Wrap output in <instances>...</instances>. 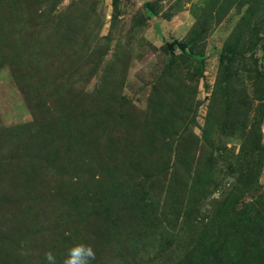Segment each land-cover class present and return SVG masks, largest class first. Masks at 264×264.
<instances>
[{
    "label": "rangeland",
    "instance_id": "obj_1",
    "mask_svg": "<svg viewBox=\"0 0 264 264\" xmlns=\"http://www.w3.org/2000/svg\"><path fill=\"white\" fill-rule=\"evenodd\" d=\"M258 204L264 0H0V264H162L182 211ZM235 238L209 260L261 264Z\"/></svg>",
    "mask_w": 264,
    "mask_h": 264
},
{
    "label": "trees",
    "instance_id": "obj_2",
    "mask_svg": "<svg viewBox=\"0 0 264 264\" xmlns=\"http://www.w3.org/2000/svg\"><path fill=\"white\" fill-rule=\"evenodd\" d=\"M220 205H223V207L219 211L227 210L229 212V204L225 200H221ZM258 205L262 210L261 212L264 213V207L262 208L261 204ZM182 212L183 227L178 230L177 237L173 239V246L167 243L166 237H162V242L158 245L156 258L157 260L161 258L163 260L160 261L162 264L163 262L164 264H213L209 260L210 248H214L219 239L228 238L229 244L227 246L235 243L237 240L235 235L236 237L240 235V245H242L244 254L252 261H254V257L257 262L261 261L260 263L264 264V218L262 213L256 215L255 218L245 220H239L243 217V214H228L227 222L224 220L225 216L217 214L218 220L221 216L222 220L221 223H218L217 220L215 226L210 218H197L193 211ZM7 234L5 231L0 232V235L7 236ZM242 234H244V237ZM3 248L17 250V248L9 246ZM92 248L95 249L96 255L91 264H103L100 260L104 256L100 255L103 254V249L96 252L98 247L95 245Z\"/></svg>",
    "mask_w": 264,
    "mask_h": 264
},
{
    "label": "clouds",
    "instance_id": "obj_3",
    "mask_svg": "<svg viewBox=\"0 0 264 264\" xmlns=\"http://www.w3.org/2000/svg\"><path fill=\"white\" fill-rule=\"evenodd\" d=\"M95 252L90 245L83 243L74 244L68 249L63 264H91L95 260ZM47 264H56V258L52 252L44 254Z\"/></svg>",
    "mask_w": 264,
    "mask_h": 264
}]
</instances>
